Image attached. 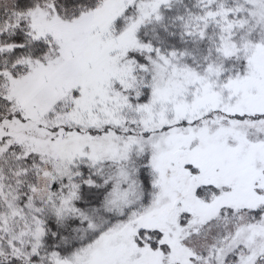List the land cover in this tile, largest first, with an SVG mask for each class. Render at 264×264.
<instances>
[{"label": "snow or ice", "instance_id": "1", "mask_svg": "<svg viewBox=\"0 0 264 264\" xmlns=\"http://www.w3.org/2000/svg\"><path fill=\"white\" fill-rule=\"evenodd\" d=\"M0 264H264V0H0Z\"/></svg>", "mask_w": 264, "mask_h": 264}]
</instances>
